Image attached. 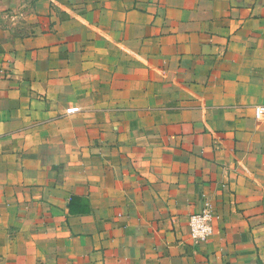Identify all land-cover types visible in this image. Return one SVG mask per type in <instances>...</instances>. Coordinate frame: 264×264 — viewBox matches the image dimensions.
Listing matches in <instances>:
<instances>
[{
	"label": "crops",
	"instance_id": "obj_1",
	"mask_svg": "<svg viewBox=\"0 0 264 264\" xmlns=\"http://www.w3.org/2000/svg\"><path fill=\"white\" fill-rule=\"evenodd\" d=\"M260 110L264 0H0V264L264 263Z\"/></svg>",
	"mask_w": 264,
	"mask_h": 264
},
{
	"label": "built area",
	"instance_id": "obj_2",
	"mask_svg": "<svg viewBox=\"0 0 264 264\" xmlns=\"http://www.w3.org/2000/svg\"><path fill=\"white\" fill-rule=\"evenodd\" d=\"M79 112L78 108H71L68 113ZM260 115L264 116V110H260ZM219 220V215L214 206L207 204L205 208L196 214H192L188 220V236L195 244L209 242L215 234V226Z\"/></svg>",
	"mask_w": 264,
	"mask_h": 264
},
{
	"label": "rangeland",
	"instance_id": "obj_3",
	"mask_svg": "<svg viewBox=\"0 0 264 264\" xmlns=\"http://www.w3.org/2000/svg\"><path fill=\"white\" fill-rule=\"evenodd\" d=\"M258 264H264L262 261H259Z\"/></svg>",
	"mask_w": 264,
	"mask_h": 264
}]
</instances>
